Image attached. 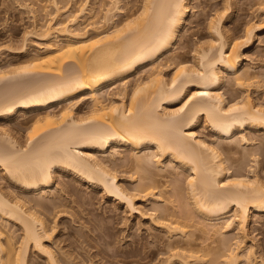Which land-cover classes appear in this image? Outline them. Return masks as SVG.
<instances>
[{"label":"bare ground","instance_id":"6f19581e","mask_svg":"<svg viewBox=\"0 0 264 264\" xmlns=\"http://www.w3.org/2000/svg\"><path fill=\"white\" fill-rule=\"evenodd\" d=\"M60 1L50 0L55 12L45 14L50 18L41 26L32 8L33 28L24 32L21 45L0 48V119L21 116L45 121L28 131L23 142L0 127V172L26 194L0 188V264H93L87 256L76 261L57 248L54 233L58 226L55 221L51 226L43 217L45 211L60 204L53 205L55 199L49 202L46 197L55 194L51 189L63 170L99 185L106 196L121 202L128 211L144 214L137 205L139 194L126 188L115 169L98 157L97 153L106 154L118 145L137 151L152 148L160 158L170 157L185 169L193 210L209 226L224 220L221 227L235 225L238 230L237 246L225 253L221 264H239L240 256L252 264L254 246L248 244L247 225L253 214L264 213V178L255 172L252 176L241 170L231 173L224 153L233 142L249 141L247 130L264 131V101L255 102L245 93L255 82L251 73L240 70L254 37L264 29V8L261 16L249 21L242 34L230 41L223 32L224 12L216 14L210 20L212 41L196 45L194 63L179 62L167 79L156 64L172 50L184 27L192 9L189 0H142L140 13L125 20L120 16L125 14L123 0H110L102 21L92 19L85 25L86 16H95L91 14L92 0H84L75 13L69 3L61 6ZM69 12L73 14L60 18ZM117 16L122 19L118 23ZM5 50L31 62L2 66ZM147 65V80H140L130 94L127 92V102L125 80ZM227 75L234 77L231 86L244 90L228 102L222 91ZM116 88L124 91L120 89L119 99L103 103V92ZM88 101L91 109L85 116L79 115L76 111ZM55 106L62 107L60 112L52 111ZM200 120L221 139L220 145L200 136L196 131ZM253 151L257 166V158L264 157V142ZM109 156L113 159L114 153ZM148 157L136 159L143 170L141 161L148 162ZM141 182L135 191L154 195V186ZM33 194L43 198L29 197ZM158 222L170 234H187L179 221ZM93 228L106 241L111 236L107 222ZM81 236L87 244L100 247L93 237ZM99 252L104 258L110 256L103 247ZM171 256H182L183 264H191L189 258L200 259L194 252Z\"/></svg>","mask_w":264,"mask_h":264},{"label":"rangeland","instance_id":"374dc122","mask_svg":"<svg viewBox=\"0 0 264 264\" xmlns=\"http://www.w3.org/2000/svg\"><path fill=\"white\" fill-rule=\"evenodd\" d=\"M83 1L65 0L62 2L61 0L60 2L61 6L62 3L63 6H66L64 3H69L71 5L70 11L72 10L75 13L78 12ZM111 1L92 0L91 7L93 6L94 13L91 14H95V16L91 19H89L90 16H86L82 21L83 25L92 21V19H97L100 22L104 15L103 11L107 8L106 5L109 7ZM140 1L142 2V0L122 1V7L126 14V17L125 14L120 15L122 19L124 17L123 20L128 16H135L140 13V5H142ZM189 2L192 8L191 12L184 27L181 28L172 50L165 52L156 64L161 68L162 74L167 79L171 78L170 76H172L179 62L184 60L183 62L194 63V48H196V45H205L212 41L213 37L209 28L210 20L215 19L216 14L224 12L223 32L227 40L230 41L242 34L245 25L249 21L261 16L263 13L261 8H264V0H230L229 4L227 0H189ZM49 3L50 0H0V48L5 49L10 45H21L20 42H22L24 32L33 28L35 20L33 9L34 12L36 11L37 15L35 16L38 17V20L36 19L38 24L45 23V20L50 18L48 16L55 12ZM48 12L50 15L45 17ZM69 14L73 13L63 14L60 18L65 19ZM120 16L116 17V20H118L116 23L120 21ZM108 27L109 25H106L105 28ZM11 31L14 33H11ZM4 52L1 57L3 58L1 60L2 66L9 65V63L10 65H18L26 61L31 62L30 58L15 54L11 55L6 50ZM149 70V65L140 67L135 73L127 77L125 80L128 83L127 102L129 101L130 91L135 84L140 80H147L150 74ZM240 70L241 73L244 71L251 73L252 80L255 82V84L244 89L246 90L245 93H249L255 102L264 101V29L258 32V37H254L249 49L246 51L245 59L240 64ZM233 78L230 75L225 76V84L222 87L227 102L244 91L239 90L236 85H230V83L235 84ZM257 83L260 85L259 87L256 86ZM120 89L105 90L101 97L102 102L107 104L110 99H119V93L124 92ZM61 109V106H55L52 111L60 112ZM90 109L91 102L88 101L83 108L78 109L79 112H76L83 116ZM20 118L21 116L15 118L17 120L7 119V121L5 118H1L0 127L3 126L10 130L22 142L25 140L28 131H34L38 126L45 123L40 117L33 120H25L26 118H21L23 119L21 120ZM196 131L207 141H215L217 145L221 144V139L203 120H200L196 126ZM246 134L249 141L233 142V147L224 153L227 159L225 165L228 166L231 173L241 170V172L252 176L255 172L261 178H264V157L259 156L257 158L260 163L256 166L253 162V159L257 157H255L256 152L255 155L252 153L255 146L257 148L258 143L262 144L264 142V131L247 130ZM118 146L115 150L109 149L106 154L97 153L98 157L115 169L119 174L118 176H120L121 183L127 186H125L126 188L131 192H135V194H139L137 205L144 214L139 215L128 211L121 202H115L114 199L106 196L99 185H91L86 180L75 176L73 172L63 170L59 172L60 181L56 180L55 187L51 189L52 193L55 192L56 195L53 194L52 196L50 194L51 196L46 197L49 202L55 199L52 201L53 205L54 202H56V205H58L57 202L60 204L58 206L54 205V208L48 209L50 210L48 213L45 211V214H42L48 224L54 226L53 222L55 221L58 226L54 233V241L57 242H55L56 247L61 248L64 252H69L68 254H71L76 261L83 260L87 256L86 258L93 260V264H183L182 256H171V254L177 252L186 254L194 252L199 255V260L189 258L191 264H210L212 260H215L217 264H221L225 253L237 246L238 230L235 228L236 226L221 227L224 220L218 221V225L214 227L207 225V222L193 210V206L188 201V172L179 167V164L170 157L160 158L152 148L137 151L127 145ZM112 152L114 157L110 159L109 155ZM143 156H149L148 158H150L148 162L141 161V164L144 165L141 167L144 170L140 168V164L136 161L137 158H143ZM5 177L0 172V188L2 187L4 191L13 192L15 190V193L22 192L21 194H25L20 188H15L13 182ZM143 177H146V179L143 180ZM140 180L154 186V195L142 196L145 193L135 191L136 186L141 182ZM36 195L33 194L29 197H42L41 194L40 196L37 195L38 197ZM46 198L44 199L47 201ZM155 216L157 217L155 218ZM170 218L185 226L187 234H170L158 222ZM100 222H107L111 226V236L106 237L107 241L100 237L93 228L95 224L97 225ZM11 226L9 224V227ZM13 229L18 230V227L13 226ZM247 229L249 233L248 244L254 246V256L250 258L252 264H264V213L253 214ZM82 234L93 237L100 247L105 248L110 253L111 257L104 258L99 252L100 247L87 244L84 237L81 236ZM94 240L92 242L95 243ZM61 249H58V251H61ZM240 251L241 249L236 252ZM246 262V258L240 256L239 264H246Z\"/></svg>","mask_w":264,"mask_h":264}]
</instances>
